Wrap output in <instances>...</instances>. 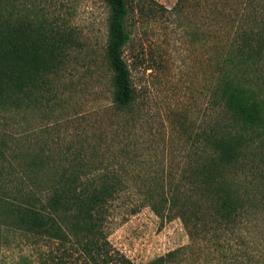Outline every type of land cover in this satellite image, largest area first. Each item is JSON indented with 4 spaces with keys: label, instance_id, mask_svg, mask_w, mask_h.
<instances>
[{
    "label": "trees",
    "instance_id": "16d2710c",
    "mask_svg": "<svg viewBox=\"0 0 264 264\" xmlns=\"http://www.w3.org/2000/svg\"><path fill=\"white\" fill-rule=\"evenodd\" d=\"M35 1L0 0L2 117L14 116L23 105L38 108L49 100L48 77L68 40ZM105 1L110 8L107 54L114 71V101L123 110L136 100L122 58L130 38L125 25L129 5L127 0ZM239 16L212 86L210 102L217 116L192 138L190 195L179 198L161 177L162 167L152 177L131 183L123 177L128 174L124 163L115 168L92 165L81 148L70 145L52 155L46 146L32 149L19 164L23 188L8 195L3 192L8 182L0 184V248L8 245L3 236L11 230L23 237L21 264H136L109 241L106 227L111 205L136 187L142 197L131 213L148 205L160 218L176 212L195 223L191 244L145 264H243L242 257L225 253L232 232L256 258L249 264H264V244L258 247L253 229L256 214L264 211V0H246ZM18 143L16 133L0 131V177L9 174L3 165L9 161L6 153L13 159L20 154ZM238 229H244V235L236 233ZM203 241L209 244L211 259L188 261L187 255Z\"/></svg>",
    "mask_w": 264,
    "mask_h": 264
},
{
    "label": "rangeland",
    "instance_id": "374dc122",
    "mask_svg": "<svg viewBox=\"0 0 264 264\" xmlns=\"http://www.w3.org/2000/svg\"><path fill=\"white\" fill-rule=\"evenodd\" d=\"M127 1L125 25L130 38L122 48V58L136 100L123 110H118L114 101V71L107 54L110 8L106 1H35L42 3L43 15L68 40L60 50L57 68L48 77L49 100L38 108L23 105L11 117L0 115V131L16 133L20 148L14 159L5 155L9 161L3 164L4 172L9 174L0 177V184L8 182L3 188L6 194L16 195L15 191L23 188L19 164L32 149L48 147L52 155L71 145L90 155L92 165L115 168L124 163L128 174L123 177L131 183L152 177L155 169L162 167L161 177L167 186L179 198L190 195L192 138L208 129L217 116L210 102L212 86L246 0ZM125 193L111 205L106 227L109 241L136 264L192 243V218L183 220L176 212L160 218L148 205L131 213L142 194L136 187ZM254 221L261 248L264 211L258 212ZM235 232L244 235V229ZM6 236L8 245L2 243L0 264H21L22 235L8 230ZM228 238V257L238 255L243 264L256 259L240 236L232 232ZM208 246L203 241L187 260L192 262L199 256L211 259Z\"/></svg>",
    "mask_w": 264,
    "mask_h": 264
}]
</instances>
